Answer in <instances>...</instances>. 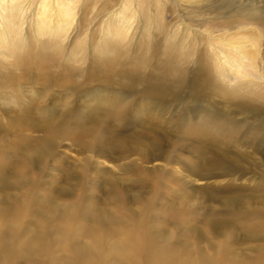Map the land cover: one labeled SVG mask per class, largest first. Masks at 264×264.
<instances>
[{"label":"bare ground","instance_id":"6f19581e","mask_svg":"<svg viewBox=\"0 0 264 264\" xmlns=\"http://www.w3.org/2000/svg\"><path fill=\"white\" fill-rule=\"evenodd\" d=\"M168 1L0 0V101L6 111L17 100L6 111L9 119L13 113L28 116L13 117L12 126L0 124L3 137L22 134L18 141L0 140V151L14 156L9 164L19 169L0 180V189L47 202L36 193L48 188L47 198L92 205L99 194L95 187L100 189L96 181L108 175L100 160L114 155L134 157L122 169L142 176L147 189L102 195L91 244H75L74 233L65 231L69 226L24 232L28 218L23 210L9 197L0 198V264L264 260V10L254 0L240 5L238 0ZM242 9L252 18L244 34L233 25L236 14L243 17ZM150 52L161 58L158 66H148ZM21 78L33 85L32 94L23 90ZM46 92L49 96L42 99ZM92 99H98L94 109L82 103ZM75 117L81 118V127L58 126ZM32 133H39L32 138L37 140L32 154L45 162L60 161L56 154L64 140L80 139L78 152L87 155L64 166L65 188L55 172L51 185L42 177L52 169H37L32 178L21 166L23 156L16 160L26 150L25 159L32 161L23 135L30 139ZM197 180L209 182L195 188ZM118 202L122 210L116 209ZM138 202L137 210L132 204ZM202 202L213 206L209 215H197L196 204ZM160 211L171 213L164 230L151 214ZM109 215H124L128 224L126 235L108 245L105 231L116 232L117 225ZM176 221L185 227L173 225ZM172 233L178 239L174 243ZM181 233H188L193 246L174 247ZM240 234L260 245L245 254H255V263L242 253L241 259L227 254ZM30 241L36 248L27 247Z\"/></svg>","mask_w":264,"mask_h":264},{"label":"rangeland","instance_id":"374dc122","mask_svg":"<svg viewBox=\"0 0 264 264\" xmlns=\"http://www.w3.org/2000/svg\"><path fill=\"white\" fill-rule=\"evenodd\" d=\"M247 0H238V5L240 4H244ZM250 1V0H249ZM165 3H168V0H164ZM255 5L258 8H261L264 10V0H254ZM244 11L243 13V17H239L236 14V17H233V25L234 27H236L235 29L238 30L239 28L241 29V34L250 32L247 29V23L249 21H252V18L248 15L247 16V9H242ZM169 20H171V17L169 15L168 17ZM94 24V23H93ZM96 28V27H94ZM109 58L107 57L106 60H108ZM150 60H152V63L149 64L148 66L152 65H159V62L161 60V58L159 56L156 55H152V53L150 52L147 55V63L150 62ZM62 61L64 63V57L62 58ZM116 66V65H115ZM143 66H145V64H143ZM147 66V67H148ZM117 68L114 69L115 71H117L119 69V66H116ZM17 73L16 69H14L13 73ZM17 75V74H16ZM19 77V76H18ZM21 81H19L20 84L24 83L23 86V90L25 88V90L27 89L29 94H32L34 91L32 90L33 85H29V83L27 84L25 82V80H22V78L20 79ZM32 81V79H31ZM29 86V87H28ZM19 87V86H17ZM21 87V86H20ZM29 89H28V88ZM37 89V88H36ZM109 91L111 92L112 90L109 89ZM49 96V93L46 92V94H41V98L42 99H46L47 96ZM90 96H93L94 94L91 93L89 94ZM12 98L16 97V96H11ZM15 100V101H14ZM98 99H92L89 102H82V103H87L88 106L92 107V102L96 101ZM16 99H13V102H11L9 105H7L6 107V111H12V106L14 107V105H16ZM28 102H30L28 100ZM3 102L0 101V124L1 125H5V126H12L13 123H15L13 120L11 121L10 119H13V117H17L18 119L24 118L25 116H23L22 114H14L13 116L9 119V113L10 112H6L5 111V107H3L2 104ZM12 104V105H11ZM2 106V107H1ZM86 107V106H84ZM82 107V108H84ZM89 107V108H90ZM81 108V109H82ZM93 108V107H92ZM92 108L90 110H85V112H83L84 116H88L90 114V112H92ZM9 109V110H8ZM94 109V108H93ZM77 112V111H75ZM89 112V113H88ZM4 113V114H3ZM68 113V112H67ZM8 114V115H7ZM7 115V116H6ZM18 115V116H17ZM20 115V116H19ZM71 115V113L69 114ZM89 117V116H88ZM25 118H28V116H26ZM9 120L11 122H9ZM61 123V124H60ZM81 118H74V120H72L71 122H67V123H63L61 121H59L58 126H62V127H68V126H76V127H81ZM16 124V123H15ZM182 133V132H180ZM29 135V133H27ZM27 134H23L26 137L27 144L29 146L28 151L32 152V148L37 144L35 139H32L34 137H36L37 135H39V133H32L30 134L32 137H30V139H27ZM127 135H129L128 133H126ZM3 134H0V140L3 139L4 142H9V141H18L21 139L22 134L20 136H16L13 133L6 135L5 137L2 136ZM12 135V136H11ZM80 139L78 138V136L76 137H72L71 140H64L62 142V146L58 148V153L56 154V158L60 159L59 160H55L53 158H50L51 160L45 162L43 159H40L39 161L36 159L35 156H33L32 161H28L25 159V154L27 153L26 150H23L22 152H20L19 154L17 153L16 155V160L20 161L19 155L23 156L22 157V163L21 166L28 171V175L31 176L32 178L36 175V170L40 169L43 171H46L48 169H52V171H47L45 173L42 174V177L48 182L49 185H51V181L53 179V173L55 172V179L58 180V182L60 183V186H63L64 188L66 187L63 182L66 180L65 178V174H64V166H69L72 167L73 162L80 160L81 158H83L84 156H86L87 154H83L81 152H78V148L80 145ZM115 152V151H114ZM113 152V154H114ZM122 152H120L121 154ZM112 157H108L107 160L105 158H101V162L103 163V166L108 168V169H104L108 172L107 176H104L103 178L99 179L98 181H96L97 185H99V188L95 187V192L99 193L97 196V201L95 204H88V203H79L76 200H64L58 197H50L47 198L45 195L47 193V191H49L48 188H43L41 190H38L36 193V196L43 198L44 200H46L47 202L44 201H40V200H35V199H25L23 198V194L21 195V197H16L18 195L21 194V192L19 190L16 189H11L10 192H8L9 190H2L0 189V198H6L9 197V199L15 203L16 205H18V207L23 210L24 215L26 216V218H28V226L22 228V230H24V232L31 234L33 231H39L40 233H42L43 231H45L46 229H50L52 232H58L59 230L57 229V226H69L70 228L67 231L68 233L73 232V238L75 240V244H80V243H85V244H91V240H92V234H91V228L94 222V218H95V213L94 210L97 208L98 211V207L102 206V201H101V197L102 195L107 194V191L110 190H120L123 189L125 191H127L128 194H137L141 191H146V188H143L142 185L140 183V180L142 178V176H138L135 174H125L124 170L122 169L125 165H128L130 160L134 159V157H125V158H117L115 155ZM65 159V160H64ZM109 159V160H108ZM23 160H25V163H23ZM94 160V158H93ZM11 161H14V156H11L8 151L4 152V151H0V180L1 179H8L9 175L11 174L12 176H15L16 174H19V169L18 168H14L12 165H10L9 163ZM153 162L150 163H146V165L151 166ZM20 164V162H19ZM145 165V164H144ZM19 167V166H18ZM82 167L83 165H77L76 170L78 172L82 171ZM176 167V166H173ZM55 169V170H54ZM198 181V180H197ZM195 183V188H200L203 186H207V183L209 181L207 180H200ZM69 186H67L68 188ZM173 193V191L171 192ZM170 193V194H171ZM12 194H14L15 196H12ZM12 196V198H11ZM175 197H172L171 199H169L171 202L176 203L177 200L174 199ZM157 201V200H156ZM160 200L157 201V203L159 204ZM85 204V206H83ZM158 204H154V205H158ZM118 207H116V209L122 210V206L120 205V203H117ZM133 207H135V209L138 210L139 208V202L132 204ZM53 207L52 209L48 208V207ZM209 205L205 202L202 203H198L196 204V211L198 212V216H203V215H209V213H207V211H211L212 207H208ZM65 210V212H64ZM80 213L82 214L80 216ZM152 215H155L156 220H154V223L156 225H158V227H160L162 230L165 229L166 226H163L162 224H168L170 221L168 219V216H170L171 213L167 214V211H160V213H156V212H151ZM60 215H64L65 217L60 219ZM110 216V217H109ZM108 216V220L113 221L112 223H117L116 225V232L113 231H105V235H106V243L109 245L110 242H114L118 240V237L120 236H124L126 235L125 232L127 230V222L125 220V216L124 215H118V216ZM71 219L68 221L67 219L70 218ZM193 217V216H192ZM192 217H190L189 222H193ZM154 218V217H152ZM60 221V224L59 222ZM14 226L16 227L15 221L13 222ZM184 223V222H183ZM183 223H178V221H176L175 224H181L184 226ZM187 226V225H186ZM10 227V226H8ZM172 227V225H171ZM63 229V228H62ZM64 230V229H63ZM184 231H186V228L184 229ZM172 235L174 236V238L170 241L171 243L176 242L178 239L176 238L175 233H172ZM182 240H179L177 243L174 244V247H186L189 248L188 246H193V239L188 235V233H181L180 234ZM209 238L206 237V239H208L209 241L211 240V237L208 236ZM243 236L240 234L239 236L235 237L229 244V246L226 248L227 250V254H233L235 255V259H241V253L244 255V257L248 260H252L255 263V254H252L250 257H246L245 254L246 252L250 249V248H256V249H260V245H256L254 243V241H250V240H243L242 238ZM52 246V245H50ZM27 247L30 248H36V246L34 245V243H32L31 241L27 244ZM224 264L228 263V259H225L223 261ZM257 264H264V260L263 261H258Z\"/></svg>","mask_w":264,"mask_h":264}]
</instances>
